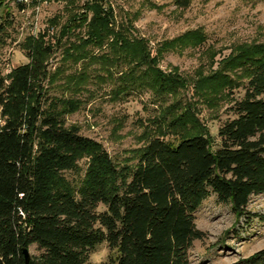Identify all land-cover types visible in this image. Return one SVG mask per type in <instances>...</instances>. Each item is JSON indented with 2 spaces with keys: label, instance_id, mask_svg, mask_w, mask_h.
Returning <instances> with one entry per match:
<instances>
[{
  "label": "trees",
  "instance_id": "16d2710c",
  "mask_svg": "<svg viewBox=\"0 0 264 264\" xmlns=\"http://www.w3.org/2000/svg\"><path fill=\"white\" fill-rule=\"evenodd\" d=\"M176 4L185 9L190 0ZM82 11L73 22L85 34L69 43L63 64L50 69L54 45L39 34L23 45L29 63L0 78V264H25L32 245L42 253L28 264H86L105 243L112 264H190L193 243L204 237L195 214L205 200L215 195L240 220L251 197L264 195V44L235 47L195 84L203 103L245 91L214 151L195 105L182 100L187 80L159 68L165 52L201 46L204 34L187 32L153 57L133 21H117L110 0H87ZM71 30L63 26L61 38ZM67 63L79 70L66 75ZM91 79L111 83L114 100L149 90L158 101L156 128H147L136 162L116 164L102 144L66 126L83 100L48 96L60 80L78 95ZM234 264H264V249Z\"/></svg>",
  "mask_w": 264,
  "mask_h": 264
},
{
  "label": "rangeland",
  "instance_id": "374dc122",
  "mask_svg": "<svg viewBox=\"0 0 264 264\" xmlns=\"http://www.w3.org/2000/svg\"><path fill=\"white\" fill-rule=\"evenodd\" d=\"M87 0H0V78L13 69L29 63L23 45L29 37L46 35L54 45L49 61L50 69L63 64L65 49L77 42L84 29L74 27V16L82 14ZM117 21L132 20L134 36L144 38L155 57L161 45L177 39L187 32L200 30L205 43L197 47H178L160 57L159 68L169 73L177 69L188 86L182 100L196 107L197 117L213 139V150L220 148V128L236 118L234 106L243 99L241 87L231 95L223 96L214 104L204 102L195 95V84L203 76H210L221 68V60L242 44H264V0H190L185 9L178 8L176 0H110ZM70 24V34L61 38L63 26ZM60 42V43H59ZM98 52L97 50L95 51ZM65 64V63H64ZM66 75L79 70L71 63L64 65ZM49 85L48 96L71 97L83 100L81 109L66 118V126H76L80 134L103 145L118 165L135 161V152L144 147L145 132L155 130L159 116V103L151 91L131 93L124 99H111V83H96L75 95L60 84ZM7 84V83H6ZM3 124V121H2ZM158 134L157 132L154 135ZM173 137H167L166 140ZM173 140V139H172ZM82 173L86 161L80 163ZM70 180L79 181L75 174ZM105 209L100 207L98 212ZM246 215L238 220L231 206L222 204L215 195L205 200L195 214L197 228L204 234L189 251L190 264H234L264 249V195L252 196ZM33 257L41 255L36 245L29 248ZM86 264H112L108 245L102 244L91 253Z\"/></svg>",
  "mask_w": 264,
  "mask_h": 264
},
{
  "label": "water",
  "instance_id": "95a60500",
  "mask_svg": "<svg viewBox=\"0 0 264 264\" xmlns=\"http://www.w3.org/2000/svg\"><path fill=\"white\" fill-rule=\"evenodd\" d=\"M24 257H25V264H28L29 261H30V259H31V255H30L28 249H25V250H24Z\"/></svg>",
  "mask_w": 264,
  "mask_h": 264
},
{
  "label": "built area",
  "instance_id": "2783aa9c",
  "mask_svg": "<svg viewBox=\"0 0 264 264\" xmlns=\"http://www.w3.org/2000/svg\"><path fill=\"white\" fill-rule=\"evenodd\" d=\"M19 2H23V0H19ZM0 125H2V120L1 119H0Z\"/></svg>",
  "mask_w": 264,
  "mask_h": 264
}]
</instances>
